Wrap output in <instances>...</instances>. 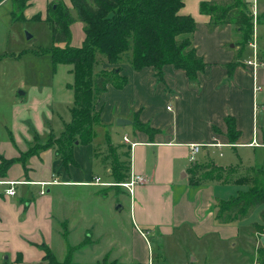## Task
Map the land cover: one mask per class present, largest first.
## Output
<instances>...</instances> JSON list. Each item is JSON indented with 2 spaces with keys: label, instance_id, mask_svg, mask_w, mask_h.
Here are the masks:
<instances>
[{
  "label": "crops",
  "instance_id": "obj_1",
  "mask_svg": "<svg viewBox=\"0 0 264 264\" xmlns=\"http://www.w3.org/2000/svg\"><path fill=\"white\" fill-rule=\"evenodd\" d=\"M213 2L216 0H185L179 12L181 16L193 17L198 25V31L191 38L207 64L198 85H192L185 72L173 66L165 67L163 75L158 77L152 68L134 70L129 57L126 65L105 63L102 71L120 69L128 84L121 90L108 86L101 96L97 109L103 124L96 129L93 143L74 150L77 166L66 169L54 150H47L29 159L28 172L16 163L0 178V181L19 183L14 196L7 193L11 186L0 184L2 264H44L45 253L41 247L52 250L57 237L73 242V236L77 239L66 250L68 253V248L73 247L74 255L80 253L78 256H83L85 249L92 253L102 241L112 237L111 247L95 263L110 258L124 264H213L204 253H196L190 260L191 250L194 251L186 245L201 242L217 248V255L225 256L223 245L232 242L237 233L232 224H222L216 217L219 203L228 199L218 189L236 186L224 187L216 182L192 185L189 169L194 163L190 159V146L206 145L195 162L203 165L211 162V149L264 147V142L259 143L256 128V109L260 105L264 107V68L254 71L247 66L248 59L237 60L243 47L239 46L242 41L234 26L211 31L212 18L202 14L201 4ZM46 16L40 17L45 21ZM232 43L234 47H230ZM234 63L230 73L227 66ZM72 70L73 67L71 73ZM258 87L262 88L260 93H256ZM118 119L132 124L114 127ZM228 119L241 134L236 143L228 136ZM137 121L158 133L148 136L137 131ZM63 122L64 126L68 123ZM108 128L116 136L122 132V137L113 139L105 133ZM44 129L47 135L54 134ZM107 136L119 156L129 155L130 173L124 183L130 181L132 173L145 179L135 187L132 196L125 188L116 187L105 162ZM125 137L135 144L133 148L125 142ZM36 142L35 136L28 133L18 139L0 119V155L5 159H19ZM214 144L222 147L208 146ZM113 192L117 193L116 197L110 195ZM125 200L130 201L126 232L121 230ZM114 202L123 205L120 211ZM150 238L157 246V261ZM168 244L178 249V257L173 262H165L170 259L163 258L166 252L173 251Z\"/></svg>",
  "mask_w": 264,
  "mask_h": 264
},
{
  "label": "trees",
  "instance_id": "obj_2",
  "mask_svg": "<svg viewBox=\"0 0 264 264\" xmlns=\"http://www.w3.org/2000/svg\"><path fill=\"white\" fill-rule=\"evenodd\" d=\"M224 4L202 3V14L208 15L213 30L222 26H234L240 35L241 45L249 46L255 30L254 15L248 9L245 0H226ZM15 17H23L29 0H11ZM185 0H71L72 8L61 1L48 7L45 22L51 26L53 48L45 50L51 55L56 66L73 67V105L71 121L65 123L60 137L49 136L47 141H37L28 152L19 159L7 160L0 155V178L6 176L9 168L20 163L28 172V161L32 156L47 150H54L66 169L77 166L74 150L86 146L96 138V129L102 126L98 101L108 90V86L121 90L128 79L121 75L120 69L112 72L101 71L105 63L120 65L125 54L131 52V63L136 71L152 68L161 77L164 68L173 66L185 72L190 83L198 85V78L206 70L207 64L198 54L192 41V35L198 31V25L191 16H181L180 10ZM76 16H74V13ZM38 18V19H37ZM42 21L41 17H36ZM84 25L85 39L81 47L71 46V28L76 22ZM65 45V47H62ZM44 53V54H45ZM235 66H227L230 73ZM228 136L236 143L241 134L231 119L227 120ZM136 130L153 136L158 133L147 124L135 123ZM106 164L110 167L116 187L128 179L130 173L129 155H118L107 136ZM189 181L192 185L216 182L224 187H239L235 197L222 200L216 217L222 224L246 217L252 210L264 206V172L258 168L239 169L234 167L208 164H194L189 169ZM245 187V188H243ZM260 247L256 252L258 264H264V210L261 223L256 224ZM44 264H78L72 260L75 248L69 247L67 257L59 261L53 251L43 246ZM95 264H124L105 258Z\"/></svg>",
  "mask_w": 264,
  "mask_h": 264
},
{
  "label": "rangeland",
  "instance_id": "obj_3",
  "mask_svg": "<svg viewBox=\"0 0 264 264\" xmlns=\"http://www.w3.org/2000/svg\"><path fill=\"white\" fill-rule=\"evenodd\" d=\"M59 1L65 5L67 4L68 8H72L71 0H33L32 5H28L25 8L23 17L12 15L13 5L11 0L0 8V103H2L0 105V119L11 129L18 139L24 137L26 133L33 136L35 134H42L43 136L40 139L43 141L54 134L59 136L64 131L63 121H67L68 123L71 121L69 107L73 105L72 91H70V86L73 84L74 79L73 74L70 72L72 66L61 65L55 67L51 55L45 53V50L53 48L51 26L43 20L38 21V18L36 19V17L47 14L50 4ZM245 1L248 3V9L252 11L251 15L254 14V9H258L259 6L258 17L256 20L254 18V35L257 37L256 41L259 48L260 60L264 61V0ZM30 2L32 0H29ZM225 2L227 1L216 0V3L221 5ZM73 13L76 16V13ZM214 18L213 21H215ZM82 27L84 25L79 21L72 26V46H82L84 40V30ZM210 28L213 31L211 23ZM27 34L32 36L31 40L27 39ZM234 44H230V47H234ZM237 45L238 42H236V47ZM239 46L243 48L242 52H239L237 60L243 62L247 59H253L251 47L248 45ZM62 47H65V45H62ZM232 50L236 49L232 48ZM128 57L131 60V52L124 55L120 64L126 65ZM102 66H100V70ZM21 93H24V95H20ZM14 99H18V101L15 102L13 101ZM259 101L261 104L262 98ZM170 105L174 107L173 103H170ZM115 125L117 126V121L114 123V127ZM44 128L52 131L54 134L50 133L47 135ZM256 128L260 137L259 143L263 144L264 107L261 105L256 109ZM105 133H109L113 139L122 137V132H119V136L114 135L110 130ZM105 133L103 134L105 135ZM210 158L211 162H215L218 166L239 169L258 168L264 172V147L250 148L243 146L235 149L225 147L221 151L219 149H211ZM238 191L236 187L222 191L218 189V193L228 199L235 197ZM110 195L116 197L117 193L113 192ZM114 203L116 209L118 206L122 207L124 205L125 207V211L122 214L124 220L121 230L126 232L130 201L125 200L123 205L119 204V202ZM117 210L120 211L121 209ZM263 210L264 206L257 207L246 217L235 219L229 223L235 228L237 236L232 242L223 245L226 248L225 256L217 255V248L208 246L206 242L189 243L186 246L194 251L192 252L191 250L190 260L196 257V253L197 255H199L198 253H204V255L209 257L208 262L213 264H258L256 252L260 247V242L255 226L261 223V212ZM116 216H119V214L116 213ZM107 224L111 226L112 223L108 221ZM261 237H264V235ZM76 239L75 236L72 237L73 242ZM111 239L112 237H108L107 240L102 241L92 253L87 251V249L81 253L83 256L77 255L80 253L74 255L75 252H73L72 260L78 264L82 262L88 264L95 263L102 256L101 253L108 249V247H111L112 244H109ZM73 242H67L60 237H57L53 242L52 251L59 261L65 260L67 257V245ZM150 242L154 247V258L156 259L158 258L157 246L151 238ZM168 245L170 250L173 247V251L170 253L166 252L163 258L170 259L165 262H173L178 257V249L173 244ZM224 248H221V250ZM125 261L130 262L127 258ZM152 261L154 262L155 260L152 258ZM3 262L4 260L0 264Z\"/></svg>",
  "mask_w": 264,
  "mask_h": 264
},
{
  "label": "built area",
  "instance_id": "obj_4",
  "mask_svg": "<svg viewBox=\"0 0 264 264\" xmlns=\"http://www.w3.org/2000/svg\"><path fill=\"white\" fill-rule=\"evenodd\" d=\"M6 1H8V0L0 1V8L6 3ZM257 13H258L257 9L255 8L254 14H253L255 20L258 17ZM256 39H257V37L255 35L253 42H251L249 44V47H251V49L253 51V59H251L247 62V66L251 67L254 71H257L258 68H260V67H264V61L260 60V57H259V48H258V44H257ZM260 89L261 88H259V87L256 88V92L260 91ZM124 140L126 143H130L127 137H125ZM130 145L132 148L135 146L134 143H130ZM205 146L206 145H203V144H194V145L190 146V153H191L190 159H191L192 163L195 164L197 154L200 152L201 148L205 147ZM208 146L209 147H222V145H217V144L208 145ZM144 181H145L144 177L138 176V175H135L134 173H132L130 181L122 183L120 186L125 188L129 192V194L132 196L134 194L135 187L139 184L144 183ZM97 183H99V180H97ZM0 184L1 185L5 184V185L11 186L7 193L9 196H14L16 194L15 186L18 185L19 183L0 181Z\"/></svg>",
  "mask_w": 264,
  "mask_h": 264
},
{
  "label": "water",
  "instance_id": "obj_5",
  "mask_svg": "<svg viewBox=\"0 0 264 264\" xmlns=\"http://www.w3.org/2000/svg\"><path fill=\"white\" fill-rule=\"evenodd\" d=\"M27 39L31 40L32 36L27 34ZM20 95H24V93H21ZM131 124H132V122L124 120V119H118L117 120V126L118 127H125V126L131 125ZM119 208L122 209V207H120V206H119Z\"/></svg>",
  "mask_w": 264,
  "mask_h": 264
}]
</instances>
